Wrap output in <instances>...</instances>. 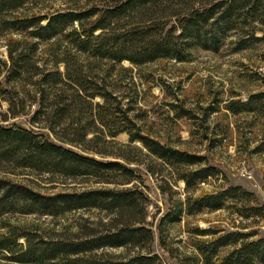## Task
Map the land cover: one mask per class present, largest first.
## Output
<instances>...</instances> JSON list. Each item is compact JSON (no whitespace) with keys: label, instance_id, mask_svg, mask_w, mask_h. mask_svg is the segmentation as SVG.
Segmentation results:
<instances>
[{"label":"trees","instance_id":"1","mask_svg":"<svg viewBox=\"0 0 264 264\" xmlns=\"http://www.w3.org/2000/svg\"><path fill=\"white\" fill-rule=\"evenodd\" d=\"M25 1L0 0V32H24L29 38L8 37V58L0 59L5 83L10 87L0 84V104L1 100L6 102V108L0 109V172L26 170L47 179L92 177L109 182L122 176V180H132L135 170L120 159V153L103 159L109 153L101 147L94 149L98 141H106L99 132L113 137L125 130L130 141L126 146L139 140L149 152L170 164L192 165L204 159L134 131L133 121L126 114L124 118L117 114L122 109L113 92L82 69L81 54L93 59L85 60L91 68L94 61H108L111 72L123 60L137 65L162 57L182 61L199 41L208 39L215 46L214 26L225 33L236 28L241 18L243 22L247 17L262 22L264 18V0H104L100 5L55 10L48 15L6 17ZM50 40L62 48V53L60 57L57 54L54 67H40L36 52L41 42ZM59 62L64 70L58 68ZM26 84L33 89L30 102L37 104L28 119L30 126L9 122L29 112ZM97 95L102 101H94ZM228 107L234 112L260 109L264 107V91L251 93L248 99L237 100L235 105L231 102ZM214 171V167L203 165L183 170L180 178L190 186L193 180H203ZM139 200L146 197L132 188L100 186L44 193L0 173V217L7 212L57 216L92 208L110 216L101 228H89L84 235L68 238H35L29 231L11 228L0 235V251H8L9 259L26 264H164L151 252L153 231L145 223L144 208L137 206ZM228 201L244 216H264V203L259 204L255 194L240 185L207 193L194 202L220 208ZM255 234L223 231L208 241L210 248L206 242L197 241V249L204 264H264V236L244 238ZM21 236L22 242L18 241ZM227 245L234 246L218 255ZM108 247H136L138 252L113 258L103 251Z\"/></svg>","mask_w":264,"mask_h":264},{"label":"rangeland","instance_id":"2","mask_svg":"<svg viewBox=\"0 0 264 264\" xmlns=\"http://www.w3.org/2000/svg\"><path fill=\"white\" fill-rule=\"evenodd\" d=\"M102 2L104 0H26L6 13V17L31 13L48 15L55 10L100 5ZM262 19L263 22L247 17L243 22L241 18L236 28L225 33L214 26L215 46L210 40L203 39L205 41L191 47L187 60L182 61L162 57L137 65L123 60L111 72L108 61H94L91 68L85 60L93 59L80 55L82 69L96 76L98 83H105L106 88L113 92L122 109L117 114L122 118L126 114L133 121L134 131L202 155V162L182 166L167 163L149 152L139 140L126 146L130 142L129 134L123 130L113 137L107 132H99L106 141H98L94 149L101 147L109 153L102 156L103 159H112V155L120 153V159L135 170L136 176L132 180H122V176L112 177L109 182L92 177L55 176L47 179L46 175L18 169L0 173L44 193L100 186L138 189L146 197L145 201L139 200L137 206L144 208L145 223L153 231L151 252L156 253L164 264H204L196 242H206L210 248L208 241L223 231L256 232L245 236L246 239L264 236V216H244L233 208L234 204L229 205V201L220 208L198 206L194 202L207 193L240 185L252 191L259 204L264 203V107L237 112L228 107L231 102L235 105L237 100L248 99L251 93L264 91ZM8 37L29 39L24 32L1 31L0 59L8 58L5 44ZM61 49L57 48L54 40L41 42L35 55L36 63L44 68L54 67V60L57 54L60 57ZM57 66L64 70L62 62ZM0 68V84L10 89L5 83V67L1 63ZM26 87L30 91L28 94L24 89L29 112L9 122L30 126L28 119L37 104L30 102L31 85L26 84ZM19 88L23 90L22 86ZM94 101H102V97L97 95ZM5 108L6 102L1 100L0 109ZM124 123L129 125L126 120ZM104 129L108 131L106 126ZM91 135L89 133L88 137ZM123 158H128L129 162ZM203 165L212 166L215 171L203 180H193L194 184L190 186L180 178L183 170ZM109 217L95 208L71 210L57 216L7 212L0 217V235L14 228L29 231V236L35 238L76 237L86 234L89 228H101ZM18 241H24V237H19ZM233 246L221 247L218 255ZM103 251L119 258L134 254L138 249L108 247ZM9 254L8 251H0V264H26L9 259ZM44 264L54 263L46 261Z\"/></svg>","mask_w":264,"mask_h":264}]
</instances>
